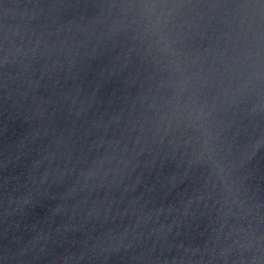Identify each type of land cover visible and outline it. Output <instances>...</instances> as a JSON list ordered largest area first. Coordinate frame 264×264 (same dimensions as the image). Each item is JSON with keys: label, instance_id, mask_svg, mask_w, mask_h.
Instances as JSON below:
<instances>
[{"label": "water", "instance_id": "95a60500", "mask_svg": "<svg viewBox=\"0 0 264 264\" xmlns=\"http://www.w3.org/2000/svg\"><path fill=\"white\" fill-rule=\"evenodd\" d=\"M0 264H264V0H0Z\"/></svg>", "mask_w": 264, "mask_h": 264}]
</instances>
